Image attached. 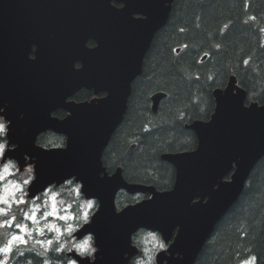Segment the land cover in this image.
Returning a JSON list of instances; mask_svg holds the SVG:
<instances>
[{"label":"water","instance_id":"water-1","mask_svg":"<svg viewBox=\"0 0 264 264\" xmlns=\"http://www.w3.org/2000/svg\"><path fill=\"white\" fill-rule=\"evenodd\" d=\"M173 2L0 0V107L7 104L4 115L12 121L10 152L4 155L18 160L21 168L30 163L35 171L36 165L30 196L71 176L82 182V192L98 199L93 222L81 229L97 236L100 251L91 264H129L135 255L129 239L144 227L159 229L169 242L157 264L161 259L163 264H194L264 156V103H247V90L232 75L225 87L214 89L210 118L186 125L196 133V148L162 154L176 168L171 189L130 183L122 167L107 172L103 152ZM90 39L96 40L95 47L88 46ZM78 60L81 67L75 66ZM82 87L107 95L68 100ZM166 95L151 96L154 112ZM58 108L69 114L53 116ZM47 130L66 135V145L38 144V136ZM121 189L151 197L118 210Z\"/></svg>","mask_w":264,"mask_h":264},{"label":"trees","instance_id":"trees-1","mask_svg":"<svg viewBox=\"0 0 264 264\" xmlns=\"http://www.w3.org/2000/svg\"><path fill=\"white\" fill-rule=\"evenodd\" d=\"M232 75L247 90V102L264 103V0H174L145 55L142 73L132 83L125 119L104 151V165H122L129 181L171 185L172 167L161 154L196 146L195 133L186 123L210 118L214 89L225 87ZM155 92L167 95L153 114L150 98ZM133 141L137 147L127 153ZM37 142L65 146L66 138L47 131ZM138 199L123 191L116 204L120 208ZM252 254L257 264H264V156L194 264H242ZM52 258L57 264L69 259ZM29 260L42 264L32 252L18 257L16 264Z\"/></svg>","mask_w":264,"mask_h":264},{"label":"clouds","instance_id":"clouds-1","mask_svg":"<svg viewBox=\"0 0 264 264\" xmlns=\"http://www.w3.org/2000/svg\"><path fill=\"white\" fill-rule=\"evenodd\" d=\"M6 109L7 104L0 107V264H16L25 252L40 257L42 264H57L52 257L60 256L91 264L100 251L97 236L81 229L93 222L97 198L82 192V182L71 176L30 196L29 185L37 180L36 165L35 171L29 166L24 169L27 175H22L24 165L21 168L18 160L4 155L10 152L12 126L4 115ZM129 241L135 249L133 264H157L169 247L159 229L151 227L138 229ZM159 261L163 264L164 259ZM246 264H257V256H249Z\"/></svg>","mask_w":264,"mask_h":264},{"label":"flooded vegetation","instance_id":"flooded-vegetation-1","mask_svg":"<svg viewBox=\"0 0 264 264\" xmlns=\"http://www.w3.org/2000/svg\"><path fill=\"white\" fill-rule=\"evenodd\" d=\"M118 5H121V4H118ZM88 46L89 47H95L96 46V40H94V39H90L89 41H88ZM32 56H33V53H32ZM81 65H82V62L81 61H76V63H75V66L76 67H81ZM83 93H86L87 95L86 96H83ZM107 95V93L106 92H104V91H100V92H98V93H96L95 92V89L94 88H87V87H82V88H80L78 91H76L72 96H70L69 98H68V100H75L76 102H82V101H91L92 99H94V98H101V97H104V96H106ZM160 108V107H159ZM127 109H128V106H127ZM150 109L152 110V101H151V98H150ZM158 111V110H157ZM126 112H127V110H126ZM152 112H153V114H155V113H157V112H154L153 110H152ZM53 116H56V117H58V118H65L68 114H69V112L66 110V109H64V108H58V109H56L55 111H53ZM126 114V113H125ZM124 119H125V115H124V117H123V119H122V121L119 123V125L124 121ZM118 125V126H119ZM186 125H187V123H186ZM185 125V126H186ZM117 126V127H118ZM117 127H116V129H117ZM115 129V130H116ZM114 130V131H115ZM45 132H47V131H45ZM45 132H43V133H45ZM194 132V131H193ZM43 133H41V134H43ZM114 133V132H113ZM40 134V135H41ZM59 134V133H58ZM40 135L38 136V138L40 137ZM60 135H64V134H60ZM65 136V138H66V135H64ZM195 136H196V134H195ZM197 138V137H196ZM111 140V139H110ZM66 143H67V138H66ZM66 143H65V145H66ZM109 144V143H108ZM14 145L13 144H11L10 145V147H13ZM108 146V145H107ZM196 146H197V144H196ZM196 146L194 147V148H196ZM137 147V141H133L132 143H131V145H130V147L127 149V153H130V152H132V151H134L135 150V148ZM107 148V147H106ZM193 148V149H194ZM105 151V150H104ZM177 151H179V150H177ZM171 152H176V151H171ZM163 154V153H162ZM162 154H161V158H162ZM102 157H104V152H103V156ZM163 159V158H162ZM164 160V159H163ZM164 161H166V160H164ZM166 162H168V161H166ZM103 163H104V160H103ZM169 163V162H168ZM170 164V166L172 167L171 169H172V184L171 185H169L168 187H166V188H158L155 184H147V185H154L155 187H156V189L157 190H169V189H171L173 186H174V183H175V180H176V168H175V166L173 165V164H171V163H169ZM29 166H32L33 168H34V166H33V164H30V163H28L24 168H23V170H21V173H23V172H25V170L24 169H26L27 167H29ZM122 165H120V164H116L115 166H111V167H107L106 166V169H107V172L109 173V174H112L113 172H115L116 170H117V168L118 167H121ZM123 167V166H122ZM123 169V168H122ZM123 175H124V172H123ZM125 177V176H124ZM126 179V178H125ZM127 180V179H126ZM128 182H130V183H141V182H134V181H129V180H127ZM144 184H146V183H144ZM126 192L127 194L129 193L130 195H132V196H135L136 198L137 197H139L140 199H138V200H136V201H134V202H127L123 207H125V206H127V205H129V204H135V203H137V202H140V201H142V200H144V199H147V198H149V197H151V194L150 193H148V192H146V193H143V192H138V193H130V192H128L126 189H122V190H120L118 193H120V192ZM116 198H118V194H117V197ZM98 200V199H97ZM98 204H99V201H98ZM123 207H118L117 206V208L118 209H121V208H123ZM96 210V209H95ZM94 210V211H95ZM177 230H178V227H176L175 228V230H174V234L177 232ZM167 244L169 245V243L167 242ZM133 260H134V258L131 260V262H130V264H133ZM79 264L78 263V261L76 260V259H68L67 260V262H66V264Z\"/></svg>","mask_w":264,"mask_h":264},{"label":"rangeland","instance_id":"rangeland-1","mask_svg":"<svg viewBox=\"0 0 264 264\" xmlns=\"http://www.w3.org/2000/svg\"><path fill=\"white\" fill-rule=\"evenodd\" d=\"M205 55V54H204ZM203 55V56H204ZM22 175H27V173H26V171L25 172H23V173H21ZM19 222V221H18ZM71 264V263H70ZM242 264H246V261L245 262H243Z\"/></svg>","mask_w":264,"mask_h":264},{"label":"bare ground","instance_id":"bare-ground-1","mask_svg":"<svg viewBox=\"0 0 264 264\" xmlns=\"http://www.w3.org/2000/svg\"><path fill=\"white\" fill-rule=\"evenodd\" d=\"M205 55H207V54H205ZM202 59H203V57H202ZM204 60V59H203Z\"/></svg>","mask_w":264,"mask_h":264}]
</instances>
